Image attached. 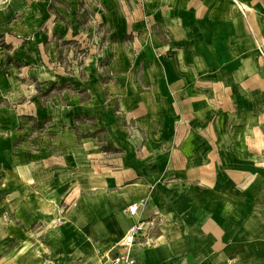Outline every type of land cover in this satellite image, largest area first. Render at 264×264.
Masks as SVG:
<instances>
[{
	"label": "crops",
	"instance_id": "1",
	"mask_svg": "<svg viewBox=\"0 0 264 264\" xmlns=\"http://www.w3.org/2000/svg\"><path fill=\"white\" fill-rule=\"evenodd\" d=\"M261 43L264 0H0V233L106 264L154 217L137 264H264Z\"/></svg>",
	"mask_w": 264,
	"mask_h": 264
},
{
	"label": "built area",
	"instance_id": "2",
	"mask_svg": "<svg viewBox=\"0 0 264 264\" xmlns=\"http://www.w3.org/2000/svg\"><path fill=\"white\" fill-rule=\"evenodd\" d=\"M258 51L260 58L264 62V43L258 45ZM138 213V203L129 206L128 214L130 216L136 217ZM155 225L156 219L154 217L138 218L119 242L118 251L108 257L106 264H137L135 249L137 247H150L156 243L152 236V229Z\"/></svg>",
	"mask_w": 264,
	"mask_h": 264
},
{
	"label": "rangeland",
	"instance_id": "3",
	"mask_svg": "<svg viewBox=\"0 0 264 264\" xmlns=\"http://www.w3.org/2000/svg\"><path fill=\"white\" fill-rule=\"evenodd\" d=\"M32 229L38 230L37 227ZM32 229H27L30 232ZM27 237L24 242H15V237H20L19 234L10 235L6 233H0V264H64L63 260H60L59 256L50 255V251L39 243L37 249H25L19 248L21 245H31L27 242H32L33 235L27 233L23 235ZM42 234L38 237L41 238ZM44 247V248H43ZM99 264V263H98Z\"/></svg>",
	"mask_w": 264,
	"mask_h": 264
}]
</instances>
